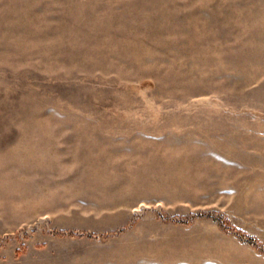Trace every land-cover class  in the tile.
<instances>
[{"label":"rangeland","instance_id":"374dc122","mask_svg":"<svg viewBox=\"0 0 264 264\" xmlns=\"http://www.w3.org/2000/svg\"><path fill=\"white\" fill-rule=\"evenodd\" d=\"M0 264H264V0H0Z\"/></svg>","mask_w":264,"mask_h":264}]
</instances>
